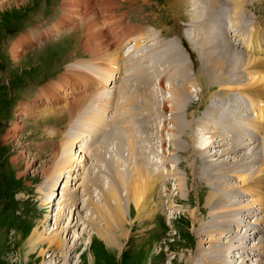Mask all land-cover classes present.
Returning a JSON list of instances; mask_svg holds the SVG:
<instances>
[{"label": "rangeland", "instance_id": "1", "mask_svg": "<svg viewBox=\"0 0 264 264\" xmlns=\"http://www.w3.org/2000/svg\"><path fill=\"white\" fill-rule=\"evenodd\" d=\"M95 1L97 6L102 7L99 0ZM95 1L92 0V3ZM203 2L204 0H198L196 6L194 3L190 6V3L184 5L185 2L181 0H115L113 14L125 11L124 21L141 23L149 28L146 36L153 35L155 39L139 42L134 46L132 53L122 59L115 87L113 91L110 89L111 79L107 85L111 91L104 94L103 99L93 101L94 95L89 99L81 95L75 97V101L69 102L67 107L59 102L60 105L53 106L55 110L52 111L47 109L48 103L52 105L51 102L63 100L61 92L65 78L61 82L63 88L59 90V94L56 97L51 96V100H54L47 102L48 93L39 100L37 95L42 88L45 92L48 85L58 82L61 76L65 77L62 74L56 78L67 61L81 62L83 57H90L91 51L84 50L82 46V39L88 38L89 34L84 33L83 23L75 25L79 20L64 26L59 33L50 35L47 32L65 13L62 0H25V3L23 0H11L9 3L13 5L6 2L0 6V264H40L43 257H37L36 253L29 255L30 258L26 262L22 245L27 241L32 228L42 218H46L47 214L54 217L61 202L66 198V187L74 188L82 184L86 173L89 172L91 177H99L101 188H109L107 174L109 175L111 168L125 169L122 173L128 175L137 162H142L149 170L152 169L153 175L159 171L161 173L160 178L157 177L156 181L153 179L156 185L151 193L153 200L150 203L155 209L153 216L146 221L137 219L139 214L136 210L134 212L132 198H127V201H124L127 234L121 242V252H108L96 237L92 240V235V245L89 246L92 259L86 260L85 255L79 259L78 254L86 249L89 241L86 235L68 264H107V261L110 262L108 264H204L202 258L213 252L212 247L208 246L215 243L220 236L222 238L218 241L222 243L217 247L215 254H223V258H219L215 264H235L242 259L243 264H264V188L260 191L261 194L259 191L250 192L254 183H241V179L246 177L244 172L258 170L261 166L264 168L263 159L257 162L264 154L261 151L264 128L256 131L250 123L254 125L261 120L258 118L260 111L256 109L252 113L253 120L252 115L251 119L246 118V107L253 111L249 105L251 99L239 89L254 72L252 68L250 71L239 68L237 71L227 72V75L217 76H226L229 84L232 83L230 85H236L237 88L228 87L230 85L223 83L211 84L212 76L201 71L204 67L202 62L205 52L211 45L205 42L212 37L208 31V37L205 38V31L213 20H224L227 29L234 35L227 45L233 50L236 48L234 51L240 57L243 54L244 57L252 54L238 41L230 13L220 14L217 18L213 16V20L207 25H197L195 20L204 18L205 21L210 13V10L205 11V17H197V13L204 11L202 6L209 7V3ZM220 7L229 9L226 4ZM242 14L243 24L263 25L264 0H246ZM98 15L96 20L99 24L102 15ZM96 28L94 30H97L98 35L95 38L104 40L99 25H96ZM27 38L32 41H25ZM15 42L23 43L18 46L22 55L12 59L10 50ZM179 44L184 46L182 54H179ZM72 63L66 67L71 68ZM112 67L109 71H113ZM247 70L249 72L246 73ZM110 77L115 79L116 75ZM187 81L195 84L190 86V95L185 96L183 103H178L181 100L178 99L177 102L175 98L172 102L166 101L173 97V94L170 96L172 86ZM102 86L98 87L99 93L105 90L103 88H107L106 85ZM144 90L154 95L157 93L155 99L158 101L151 102L145 98L142 103L138 91ZM88 100L93 101L94 108L101 111H80ZM43 101L47 106L43 110L35 109L38 105L40 107ZM104 108L109 110L108 113L102 111ZM176 116L181 117L182 124L185 123L183 126L189 129L187 134H172L174 125L171 119ZM103 118L111 125V128L105 131ZM229 120L232 125L226 124ZM77 122L79 125H75ZM218 125L226 127L224 132L227 142L220 147H209L210 151H206L208 157L203 158L198 149L204 150L208 147L211 139L207 130L214 131ZM205 126L207 130L204 129ZM64 130L68 135L62 138ZM53 133L56 134L54 138ZM6 134L9 135L5 137ZM102 134L103 137L100 138ZM70 137L76 138L70 143L73 145V154L76 148L82 159L77 158L73 163H67L70 164L66 167L67 171L62 173V177L56 181V187H53L55 190L52 198H55V201L48 204L49 176L54 172L55 162L52 152L58 148L60 153L62 144L71 140ZM255 138L261 145L253 146ZM234 143L235 147L241 145L243 151L248 150L243 154L244 161L241 153L234 157L233 154L223 152L225 147H233ZM214 150L220 151L219 153L222 151L223 154L219 156L218 160L221 162H217L216 167L207 164L208 159L217 157L211 155ZM249 154H252L251 157ZM250 159H253L252 162L247 164ZM223 161L229 163V172L226 171L227 175L223 177L226 180L219 178V181H223V189L218 187L216 192L219 193L221 201H229L235 209L231 210L229 207L230 220L225 218L224 222L213 224V229L207 230L208 225L212 224V205L208 204L207 198L209 194L215 193L212 189L215 186L213 187L210 179L218 172H221L220 176L223 175L222 171L228 166L222 163ZM242 161L245 167L240 164ZM228 186H231V190L226 189ZM91 188L95 189L94 186ZM82 191L83 187L80 186L77 194ZM237 199L244 204L255 199L257 204L243 206L239 211L232 203ZM216 201L217 195L213 202ZM248 212L251 213L248 215ZM229 221L232 222L236 237L228 247L230 235L221 233ZM50 225L47 228H51ZM251 229H254V233L248 237L247 231ZM209 239H215V242H209ZM257 240L262 241L261 246H256ZM200 243L203 246H200ZM219 250L224 251L218 254ZM49 259L50 257L45 258L44 262Z\"/></svg>", "mask_w": 264, "mask_h": 264}, {"label": "bare ground", "instance_id": "2", "mask_svg": "<svg viewBox=\"0 0 264 264\" xmlns=\"http://www.w3.org/2000/svg\"><path fill=\"white\" fill-rule=\"evenodd\" d=\"M10 1L11 0H0V6L4 5L6 2L9 3ZM114 1L115 0H99L102 7L96 5L97 7L93 8L92 0H62L63 9H64L65 13L54 24L55 26L50 28V30L58 32L63 27V25L70 22V15L72 13H75V15L80 16V18L78 19L79 20L78 22H76L77 21L76 20L73 23L76 22L75 25H78L79 23L82 25V23H83L84 33L89 34L88 38L82 39V46H83L84 50L91 51V53L95 57L106 56L109 58V60L113 64H115V62L117 60L116 53H119L121 55V51L123 49V42H127L128 40H131V41L134 40L135 45H136V42L139 39L141 40V38H145L146 36H144V34H145L144 30H135L134 31V29H129V28L124 29L118 25L122 21V17L125 15V11H121L120 13L113 15L111 13V11L113 8ZM181 1L185 2L184 5H186L187 3H190V6H191L194 3V6H196V3L198 0H181ZM23 3H25V0H23ZM206 3H209V7L202 6L204 11L202 13L201 12L197 13L198 14L197 17H201L202 15H204L205 11H209V10L215 11V8L220 7V5H222V4H226L227 6H229V10H226V9L222 10V14H224V15H227L228 13L231 14V15L230 14H228V15L231 16L230 17L231 21L234 22V27H235V30L237 33V37L239 39L238 41L240 43L242 42L244 44V46L242 45V47H245L246 49H248V51H250L251 54L254 56L252 58V55L248 54L249 55L248 57H246L247 55L244 57L243 56L244 54H243L242 57H240V56H238L239 54L234 51L236 48L233 50L227 44H225V42H221L222 43L221 44L219 40H218L219 43L215 42L217 40H215V38H213V36H212L205 42V43H209L211 45H210V47H208L210 49L206 50V52H205V56H204L203 62H202V63H204V67L201 68V71H205V73L210 74L212 76V79L211 80L209 79L211 84L223 83L225 85L226 84L230 85L232 83L229 84L228 78L225 75H224L225 76L224 78L223 77H217V76L221 75V74L227 75V72L237 71V70H239V68H242V70L248 69L249 71L252 68L254 74L253 75L250 74V77L247 80H245L246 84L243 85V87H240L239 89L243 93L246 94L248 99H251L253 101L252 102L251 100H249V103H251L250 105L252 106L253 111H251L250 107H246L245 111L248 113L249 112L253 113L256 111V109L260 111V115L258 118H260L261 120H258V123H254V125L252 124V122H250L252 127L255 128L256 131L260 128H264V108H263V106H264V101H263V98H264V24L260 25L259 23H257V25H255V24L245 25L242 23L244 20V16L242 14V11H243V8L246 6V0H204L203 4H206ZM9 4H11V3H9ZM11 5H13V4H11ZM198 6H199V4H198ZM77 8H79L78 10L81 11L80 13L77 12ZM221 9H223V8H221ZM1 10H2V8H1ZM93 10H95V11H93ZM193 11H192V13H193ZM99 12L102 15L101 25H105L108 27L110 26V31H108V32H110V34H113V36H114V40H113L112 44H115V41H116L117 49L114 52H111L109 45L107 44L105 38H103L104 40H102V41L95 38L98 34H97V30L95 31L94 28L97 29L96 25H99L97 20H96V18L99 17V15H98ZM206 14H208V13H206ZM197 17H195V18H197ZM202 17H205V15ZM195 22H197V25H200V26L205 24L204 18L197 19V20H195ZM205 25H207V24H205ZM227 30H228V32H227ZM208 31L210 33L213 32L211 30V28H209ZM208 31H205V33H207ZM223 31H225L227 34L230 33L229 29H225ZM100 33L103 34L101 29H100ZM217 35H219V34H217ZM232 36H234V35H232ZM150 38H151V40L155 39V37H153V35H151ZM25 41L31 42L32 39L27 38ZM196 43L197 42L194 43V46L197 50ZM22 44H23L22 42H15L13 44V46L10 50L12 59H17L18 57H21L22 52H21V50H19L18 46L20 47ZM218 44H220V45H218ZM192 45H193V43H192ZM191 49H192V47H191ZM162 60H163V58H162ZM178 60H179V58H178ZM69 68L70 67H67V71L71 72L69 70ZM112 68L114 70L115 66ZM102 70H103L102 68H99V69H96L95 72L100 75ZM248 70L246 71V73L249 72ZM198 71H200V69ZM101 77L104 78V76H99V78H101ZM64 78H65L64 76H61L60 80L58 82L51 83L48 86L46 85L47 89L45 90V92H44V89L42 88L41 92L37 95L38 96L37 100L42 99V97L45 96L46 93L49 94V97L48 96L46 97L47 102H49L51 100V96L56 97V95L59 94V90L63 88V86L61 85L62 84L61 82ZM230 78H231V76H230ZM111 79H114V78L110 77L109 81ZM238 79H241V78H238ZM104 80L105 81L97 82L98 87H101L102 85L105 84L106 79H104ZM188 82L189 81L180 82L179 85H174L171 88L169 87L170 88V96H172V94H173V97L171 100L166 99V101L172 102V101H174V98H175V101H177L178 99L181 100L179 102L177 101L178 103H183L185 96L190 95L189 94L191 92V89L189 90L190 86L192 84L193 85L195 84L194 82H189V83ZM197 84H199V83H197ZM231 86L235 87L236 85H230L228 87H231ZM237 87H235V88H237ZM226 88L227 87H225V89ZM103 89H105V88H103ZM138 93L140 95V98L143 101L142 103H144L145 98L149 99L151 102H153L154 100L158 101L157 99H155L157 93L154 95V94H152V92H148L147 90H144L141 92L138 91ZM52 100H54V99H52ZM49 103H48V105L51 106ZM174 104H175V102H174ZM36 107H39V105ZM49 110L52 111V110H55V108H52V109L50 108ZM80 111H82V109H80ZM80 111L78 113V116L80 114ZM48 112H50V111H48ZM54 112H56V111H54ZM181 120H182V118L179 116L173 117L171 119V122L174 125V127H173V129H171V131H172V134L174 136H176V134L178 135V133L184 134V132H185V134H187V131L189 130L187 128V126L186 127L183 126V125H185V123L182 124ZM255 120H257V119H255ZM172 123H171V125H172ZM221 123H223V122H221ZM96 124H98L97 121H96ZM226 124L232 125L228 122H226ZM16 127L17 126H15V128ZM204 129L207 130L206 126ZM225 129H226V127L223 128L221 125H218L215 127L214 131L207 130V132L210 133L209 138L211 139V141L208 143V147L204 148V150L198 149L200 154H202L201 156H203V158L208 157V155H206V151H210L208 149L209 147H211V148L218 147V146L220 147L221 145L226 144L227 139H225V137H226V134L224 132ZM8 135L9 134H6L5 137H7ZM221 135H223V137ZM74 139H76V138L73 137V138H71V140L66 141V143L62 144V146H61L62 149L60 148L61 149L60 153L58 152V148L53 149V152H52L53 157H54L53 161H55V162L53 165L54 172H52V175L49 176L50 190H49L48 195H47L48 204L54 203V201H55V198L54 199L52 198V194L54 193V190H55V188H53V187H56V181L62 177V173L64 171H67L68 168H66V167H68L70 165L67 163H70V162L73 163V161L77 158L82 159V156L79 157L80 153H77L76 148L74 149L75 153L73 154V152H72L73 145H71L70 143H73ZM253 141H254L253 146H256L258 144L261 145L260 144L261 142L259 143L256 138H255V140L253 139ZM235 144L236 143H234L233 147H231L232 145L229 146L228 148L225 147L223 149V152H225V154H228V155L233 154L234 157H238L240 153H241V155H243L244 153L248 152V150L243 151V147L241 145H239V147H235ZM262 144H263V146H262L263 150H261V151H263V153H264V135L262 137ZM131 149H132V147H131ZM95 152L96 151H94V153ZM219 152L215 151V150L212 151L211 155H215L217 157H215L214 159H210V160L208 159L207 160L208 165L215 166V164L217 162H221L218 160V158H219V156H221L223 154H222V151H221V153H219ZM218 153H219V155H218ZM131 154H132V150L129 151L128 156L130 157ZM252 154H249V156L251 157ZM211 155H209V156H211ZM258 156H259V154H258ZM258 156H257V158H258ZM242 158L244 161L245 155H243ZM83 159L85 160V157ZM261 159H263V161H264V154H263V158H258L257 162ZM212 160H215L216 162L212 161ZM252 160L253 159H250L249 162L247 161V164L251 163ZM243 161L240 164L244 165ZM147 163H149V162H147ZM222 163H226L225 165H228V166H226L227 168L225 167L226 170L222 171L223 175L220 176L221 172H218L216 176L212 175V177L210 179L211 184H213V187L215 186L214 188H212L215 193L209 194V197L207 198L208 204L212 205V213H211L212 214L211 215L212 216V224L208 225L207 230L213 229V226L215 224H220L221 222H224L225 218L230 217V213H228L229 207L231 208V210L235 209V208L231 207V203L229 201H227V200L221 201L219 193L216 192L217 189H219V188L223 189V187L221 185L223 183V181H219V178H223L225 175H227L226 171L229 172V169H228L229 163L224 162V161ZM149 165H150V163H149ZM243 167H245V165ZM261 167L260 168L258 167V170H252L251 172H244V173H246V177L241 179V183L242 184L254 183L250 188V192H258L259 191V193H260V191L264 188V177H261V176H264V168H261ZM132 168H133L132 172L129 173L128 175H125L124 173H122V171H125V169L124 170H117V167L111 168V172H109V175L107 174L108 183H109V185L108 184L107 185L109 186V188L108 187L101 188V182H100L101 180L99 179V177L96 175L91 177L89 172L86 173L87 175L84 178L85 180H83L82 184H79L77 187H74V188L67 186L65 189L66 191L64 192V196L66 198L61 202V206L59 207V209L54 214V217L53 218L51 217L52 214H47L46 218H42L38 222V224H36L32 228V230L30 231V234L27 236L28 237L27 241L23 243L24 245H22V247L24 246L23 249L25 250L26 262H27L28 258H30V257H28L29 255L36 253L37 257H43L40 260V264H58V263L68 264V262L73 258L74 252L80 248V246L82 244L81 241L85 238L86 235L88 236L89 241H88V244L86 246V249L84 248V251L81 252L80 254H78L79 259L84 255H85L86 260H87V258L89 260L92 259V257H90L92 255L90 254L89 246L92 245V240L95 237H96L95 239H98L99 242L103 243L104 247L106 248V250L108 252H110V253L121 252V244H122L121 242L123 241V238H125V236L127 234V232L125 231L126 230L125 229V223H126L127 219H126V214H125L126 212H125L124 201L125 200L127 201V198L128 199L132 198L131 201L133 203V208H135L134 212L136 210V212L138 211V214H139V217H137V219H140L141 221L142 220L146 221L149 218H151L153 216V214L155 213V209L150 205V203H152V200H153L151 193L154 190V187L156 186L155 183L153 182V179L156 181V178L157 177L160 178L159 176L161 175L160 171L153 175L151 172L152 169L151 170L147 169V166L146 167L143 166L142 162H137L136 164H134V166ZM223 179L226 180V178H223ZM88 183H90V185H88ZM181 184H182V182H180V185ZM80 186L83 187V191L81 194H77V191L79 190ZM91 186H94L95 189L92 190ZM230 187L231 186H228V187H226V189L231 190ZM52 188H53V190H51ZM105 190H107V191L105 192ZM239 193H241V192H239ZM49 195H50V197H49ZM82 195H86L85 198H82L81 197ZM129 195H131V197H129ZM216 195L218 196V201L213 202V200L216 198ZM124 197L126 199H124ZM232 203H234L236 205V209H239V211H240V208L243 206L246 207L250 204L251 205H254L255 203L257 204L255 199H251V202L248 201L247 204L246 203L244 204L239 199L234 200ZM51 208H53V205L51 206ZM221 209H223V210H221ZM84 211H85V213H84ZM242 212H240V213H242ZM129 213L131 214V210H129ZM240 213H239V216H240ZM250 213L251 212H248L247 214L249 215ZM230 219L231 218H228L227 220H230ZM241 219L242 218L240 216L239 220L241 221ZM51 221H53V223H51ZM226 223H227V224H225L226 227L225 228L223 227L221 235H225V233H228L230 235L229 244H228V247H229L230 245H232V239L234 237H236V235H235L234 228L231 224L232 222L229 221ZM49 224H51L50 225L51 228H47V227H49ZM256 224H258V222ZM231 226H232V228H231ZM80 227H82V228L80 229ZM47 229H48V231H47ZM216 230H217V228H216ZM253 230L254 229L247 231L248 233L246 231H244V232L247 233L248 237H249L250 235H253V233H254V232H252ZM247 234H245V235H247ZM92 235H93V238L91 240ZM220 238H222V237L220 236L219 239ZM79 240H80V243H79ZM209 240H210L209 242H215V239H209ZM218 240L215 243L208 246V247H212L211 249H213V252H209L206 256L203 255L204 257L202 259H204V264H215L219 258H223V254H222V256H217L215 254V252L217 251V247H219L222 243L221 241H218ZM224 242H223V244H224ZM261 242L262 241L257 240L256 246L257 245L259 246ZM225 244H224V247L227 248L225 246ZM200 246H203V244L200 243ZM224 250H222V251L219 250L218 254L220 252H223ZM198 251H200L199 248H198ZM46 252H48L49 254L45 255ZM104 256H106V254ZM49 257H50V259L48 261L44 262L45 258L47 259ZM93 260H94V258H93ZM243 260L244 259H242V261ZM242 261L239 263L236 262L235 264H243ZM33 262H34V260H33ZM108 263H110V262L107 261V264Z\"/></svg>", "mask_w": 264, "mask_h": 264}]
</instances>
